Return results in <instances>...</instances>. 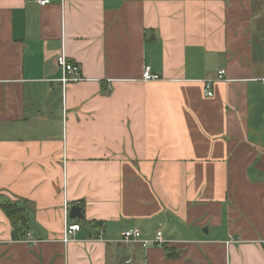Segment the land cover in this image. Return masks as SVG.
I'll return each instance as SVG.
<instances>
[{
	"label": "crops",
	"instance_id": "1",
	"mask_svg": "<svg viewBox=\"0 0 264 264\" xmlns=\"http://www.w3.org/2000/svg\"><path fill=\"white\" fill-rule=\"evenodd\" d=\"M0 264H264V0H0Z\"/></svg>",
	"mask_w": 264,
	"mask_h": 264
},
{
	"label": "built area",
	"instance_id": "2",
	"mask_svg": "<svg viewBox=\"0 0 264 264\" xmlns=\"http://www.w3.org/2000/svg\"><path fill=\"white\" fill-rule=\"evenodd\" d=\"M41 6H45L51 3L53 0H34ZM57 65L64 70V76L61 81L63 85L66 86L67 83L81 80V68L79 65L71 63L68 60V57L65 52L60 53L56 59ZM225 70L221 69L218 72L219 79H225ZM157 75L153 74L150 66H146L143 72V78L145 80H151L156 78ZM205 92L208 96H212L211 85L208 83L205 88ZM65 231H64V241L69 242L73 240L75 237V233L80 229V224L77 223H69L68 222V205L65 204ZM121 242L125 244L139 243L144 248L150 245L163 246L167 243V240L163 237L161 232H158L156 236L152 239L142 238L141 231L138 228H130L126 229L122 233ZM31 242H34L31 240Z\"/></svg>",
	"mask_w": 264,
	"mask_h": 264
},
{
	"label": "water",
	"instance_id": "3",
	"mask_svg": "<svg viewBox=\"0 0 264 264\" xmlns=\"http://www.w3.org/2000/svg\"><path fill=\"white\" fill-rule=\"evenodd\" d=\"M70 217L71 218H80L82 219L84 217L82 213V207L80 206H72L70 209Z\"/></svg>",
	"mask_w": 264,
	"mask_h": 264
},
{
	"label": "trees",
	"instance_id": "4",
	"mask_svg": "<svg viewBox=\"0 0 264 264\" xmlns=\"http://www.w3.org/2000/svg\"><path fill=\"white\" fill-rule=\"evenodd\" d=\"M4 208H5V210L7 211V213H8L11 217H13L15 220L18 219L19 214H17V213H18L17 210L10 208L9 205H4Z\"/></svg>",
	"mask_w": 264,
	"mask_h": 264
}]
</instances>
